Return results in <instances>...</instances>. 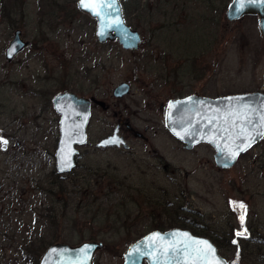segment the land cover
Segmentation results:
<instances>
[{"label":"rangeland","instance_id":"obj_1","mask_svg":"<svg viewBox=\"0 0 264 264\" xmlns=\"http://www.w3.org/2000/svg\"><path fill=\"white\" fill-rule=\"evenodd\" d=\"M78 1L0 0V207L12 212L0 213V264H37L50 245L84 242L104 244L93 264H124L132 243L174 227L214 238L229 264H264V229L237 240L233 228L240 204L248 225L264 226V140L224 170L210 145L187 150L165 126L178 97L264 93L259 18L230 22L232 0H128L124 17L143 37L128 51L100 44ZM17 32L29 46L8 61ZM123 82L130 94L116 99ZM68 91L108 109L92 105L89 142L62 180L53 99ZM128 122L146 141L124 127L131 150L94 148Z\"/></svg>","mask_w":264,"mask_h":264},{"label":"water","instance_id":"obj_2","mask_svg":"<svg viewBox=\"0 0 264 264\" xmlns=\"http://www.w3.org/2000/svg\"><path fill=\"white\" fill-rule=\"evenodd\" d=\"M128 0H81L77 8L97 23L96 37L100 44L117 41L124 50L135 51L142 42L141 34L124 17L123 3ZM230 22L247 16L259 18V29L264 40V0H232L227 10ZM27 47L21 32L6 49V58L12 61ZM131 85L119 84L113 90L116 99L130 94ZM102 109L105 102L90 100L74 92L58 94L54 109L60 115V137L56 151V169L63 178L76 168L79 147L88 143V127L92 104ZM165 126L171 136L185 144L188 150L208 144L215 150V163L220 169L234 167L239 157L264 139V93L252 92L219 98L191 95L171 100L166 108ZM119 126L113 134L102 139L98 148L128 149L119 135ZM115 141V142H112ZM210 246V247H209ZM104 247L102 242H84L77 246L66 243L51 245L40 264H93L94 257ZM124 264H228L214 243L188 230L153 231L132 243L124 255Z\"/></svg>","mask_w":264,"mask_h":264},{"label":"flooded vegetation","instance_id":"obj_3","mask_svg":"<svg viewBox=\"0 0 264 264\" xmlns=\"http://www.w3.org/2000/svg\"><path fill=\"white\" fill-rule=\"evenodd\" d=\"M84 14V13H83ZM138 31V30H137ZM139 32V31H138ZM141 34V33H140ZM142 36V35H141ZM23 39V38H22ZM24 41V40H23ZM142 42H143V37H142ZM27 43V42H26ZM29 46V44L27 43V47ZM25 50V49H24ZM188 96H191V95H188ZM185 97H187V96H185ZM185 97H178L177 99H181V98H185ZM54 100V99H53ZM90 100H92V101H94V100H96V99H90ZM92 105H94V103L92 104ZM96 106H98L97 104H95ZM162 108H164L163 106H162ZM167 108V107H166ZM106 109H108V107L106 106V108L105 109H103V110H106ZM60 121V120H59ZM59 121H58V123H59ZM117 126H119L120 128H119V135L120 136H122L124 139H125V141H126V143H127V139H126V137H124L123 135H121L120 133H121V130L122 129H124V127L126 128V130H127V133H131V134H133L135 137H137L138 139H140V140H145L146 141V137L142 134V133H140V132H138V131H136L132 126H131V124H130V122H128L126 125H123L122 123H118L117 125H116V127ZM58 127H59V125H58ZM150 130V127L149 126H147L146 128H145V132L147 133L148 131ZM2 132V130H1V128H0V133ZM110 136V135H109ZM0 138H2V136L0 137ZM102 140V139H101ZM100 140V141H101ZM264 140V139H263ZM262 140V141H263ZM99 141V142H100ZM176 141H178V140H176ZM58 142H59V139H58V141L56 142V144H55V146H54V151H55V155H56V151H57V148H58ZM99 142H97L96 143V145H94V148L95 149H97V150H110V149H121V148H123V147H121V148H106V149H104V148H98L97 147V144L99 143ZM179 142V141H178ZM181 145H182V147H184L185 149H187L186 148V146H185V144H183V143H181V142H179ZM261 143V142H260ZM127 145H128V143H127ZM260 145V144H259ZM259 145H256L254 148H256L257 146H259ZM85 146V145H84ZM129 146V148L128 149H125V150H131V146L130 145H128ZM83 147V146H82ZM81 147H79V149H80ZM254 148H252V149H254ZM3 149L6 151V150H8V146H7V144H4V146H3ZM251 149V150H252ZM188 150V149H187ZM251 150H249L248 152H246L244 155H242V156H240L239 157V159H238V161H237V163L246 155V154H248ZM158 150H153V152L154 153H156ZM215 151V150H214ZM216 153V152H215ZM159 156V155H158ZM80 157H79V154H78V156L76 157V164H77V166H78V159H79ZM214 158H215V154H214ZM215 160V159H214ZM236 163V164H237ZM55 164H56V159H55ZM235 164V165H236ZM75 170V169H74ZM73 170V171H74ZM73 171H71L70 173H68V174H66V176H67V178H69V176L71 175V173L73 172ZM55 173L56 174H58L59 176H60V178L62 179V180H65V178H63V175H60L58 172H57V169H56V165H55ZM19 195V194H18ZM19 198H20V195H19ZM21 198H22V196H21ZM21 201H18V204H22V206H25V204H24V201H22V199H20ZM5 203H7V201H4L3 199L2 200H0V204H5ZM7 207V206H6ZM236 207H238V205L236 206ZM245 209H247L246 208V206H245ZM12 213V212H10V209H8V207H7V210L3 207V206H1L0 207V213ZM237 214L238 213H240V212H236ZM243 213H245V210H244V212ZM246 214H247V212L244 214V216H246ZM238 219H239V221H238V224H237V226H233V228H234V235H235V239H239L240 237H246V239H249V240H251V239H253V237H252V235H254L255 234V229H264V226L263 225H261L260 223H259V227L258 228H255V227H252V226H250V225H248L247 223H246V221H244L243 220V222H241V220H240V216H238ZM190 222V221H189ZM192 225H193V222H190ZM189 224V223H188ZM191 227V226H190ZM176 227H174V228H171V229H175ZM178 229H182V230H188V231H190L193 235H195V236H198V237H204V238H209L210 240H212V242L215 244V246H217V248L219 249V251H220V253L222 254V248H221V246L219 245V244H217V241L214 239V238H212V237H207V236H204V235H202V233H200V232H198V231H192V230H189V229H186V228H183V227H177ZM192 228V227H191ZM6 229V228H5ZM171 229H168V230H171ZM168 230H158V231H168ZM5 230H0V233H3ZM155 231V230H154ZM253 231H254V233H253ZM243 233V235H238V233ZM232 234V233H231ZM11 238L13 237V238H15V237H17L18 235H16V234H14V233H12L11 235ZM51 246V245H50ZM236 246H239V245H236ZM48 248V247H47ZM47 250V249H46ZM45 250V251H46ZM45 251L42 253V255H41V257H40V259H38V261H37V264H40V261H41V259H42V257H43V255H44V253H45ZM223 255V254H222ZM34 262V264H35V261H33ZM33 264V263H32Z\"/></svg>","mask_w":264,"mask_h":264},{"label":"snow or ice","instance_id":"obj_4","mask_svg":"<svg viewBox=\"0 0 264 264\" xmlns=\"http://www.w3.org/2000/svg\"><path fill=\"white\" fill-rule=\"evenodd\" d=\"M81 2H82V6H84V7H90V6L87 5V4H83V0H81ZM262 135H264V134H262ZM112 142H115V141H112ZM4 143H6V141H4ZM239 207L242 208V209L245 208V206H244L243 204H240ZM245 213H246V209H245ZM245 213H242L241 216H240V220H241V222H243V218H244V214H245ZM238 235H243V233H242V232H241V233H238ZM209 247H210V246H209Z\"/></svg>","mask_w":264,"mask_h":264},{"label":"trees","instance_id":"obj_5","mask_svg":"<svg viewBox=\"0 0 264 264\" xmlns=\"http://www.w3.org/2000/svg\"><path fill=\"white\" fill-rule=\"evenodd\" d=\"M4 4V3H3ZM4 7H5V5H4ZM217 244H219L218 242H217Z\"/></svg>","mask_w":264,"mask_h":264},{"label":"bare ground","instance_id":"obj_6","mask_svg":"<svg viewBox=\"0 0 264 264\" xmlns=\"http://www.w3.org/2000/svg\"><path fill=\"white\" fill-rule=\"evenodd\" d=\"M89 142V141H88ZM201 145V144H200ZM258 145V144H257ZM213 148V147H212Z\"/></svg>","mask_w":264,"mask_h":264}]
</instances>
